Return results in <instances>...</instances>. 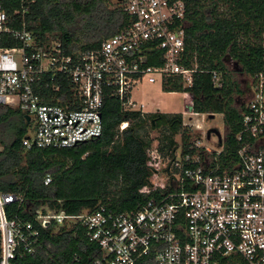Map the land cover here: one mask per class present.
I'll list each match as a JSON object with an SVG mask.
<instances>
[{"label": "built area", "instance_id": "obj_1", "mask_svg": "<svg viewBox=\"0 0 264 264\" xmlns=\"http://www.w3.org/2000/svg\"><path fill=\"white\" fill-rule=\"evenodd\" d=\"M1 1L0 105L28 117L25 149L69 148L99 137L107 95L117 97L127 110L145 113L143 104L131 97L139 83L176 77L184 87L192 84L196 67L182 64L184 0H120L127 26L97 49L74 55L65 54L56 39H36L24 23L17 27ZM261 46L262 68L248 80L241 102L235 163L223 168L210 163V156L216 161L223 150L221 134V142L215 136L217 150L202 146L201 136L192 139L188 152L179 136L166 151L151 143L146 149L150 175L137 190L146 198L140 210L100 208L67 215L41 208L35 213L37 226L8 219L5 206L21 199L0 193V264H12L20 251L33 254L41 248L40 229L77 224L99 247L92 264H137L147 257L152 264H264V33ZM152 55L161 65L148 64ZM212 78L214 86L221 85L218 73L212 72ZM185 93L189 120L198 113ZM208 131L203 133L207 140ZM49 183L47 175L44 184Z\"/></svg>", "mask_w": 264, "mask_h": 264}, {"label": "trees", "instance_id": "obj_2", "mask_svg": "<svg viewBox=\"0 0 264 264\" xmlns=\"http://www.w3.org/2000/svg\"><path fill=\"white\" fill-rule=\"evenodd\" d=\"M120 0H2V9L15 25L23 23L40 41L56 39L65 54L97 49L129 22ZM185 51L182 64L196 67L192 84L179 78L161 83L163 92H188L198 114H222L223 150L211 164L221 168L236 162L242 99L248 80L262 68L261 36L264 33V0H184ZM15 11H18L15 14ZM155 56V57H153ZM232 62L234 69H229ZM156 55L148 64L161 65ZM212 72L220 76L214 86ZM235 74L244 78L242 83ZM67 85V89H68ZM102 133L69 148L25 149L29 122L16 108L0 105V193L21 199L5 206L14 217L37 226L35 213L44 208L67 215L82 211L136 212L145 204L137 190L150 175L146 166L149 133L158 132V147L166 151L180 137L184 152L192 144V128L182 125L180 113L127 110L113 95L104 97ZM126 123L123 129L121 124ZM194 152V151H193ZM200 153V151H199ZM50 177L45 185L44 179ZM44 212V210H43ZM41 248L20 254L12 264H92L99 247L80 225L40 229ZM137 264H152V258Z\"/></svg>", "mask_w": 264, "mask_h": 264}, {"label": "rangeland", "instance_id": "obj_3", "mask_svg": "<svg viewBox=\"0 0 264 264\" xmlns=\"http://www.w3.org/2000/svg\"><path fill=\"white\" fill-rule=\"evenodd\" d=\"M229 69H234V65L232 62L228 64ZM236 78L244 85L245 81L243 77L235 74ZM161 84L160 82H156L154 84H149L147 82H141L135 86L132 90V100L137 104H143V110L146 111H154L156 109L160 111H177L179 113L184 114L187 107L185 106V98L187 97L186 93L182 94H161ZM245 96L240 99L237 98V103H241L244 101ZM189 117L185 114L182 117V122L187 121ZM191 123L187 124L192 128L193 138H200V144L208 149H218V141L216 139L215 133L211 132L210 139L207 140L204 135L210 129H216L221 135H224V123H223V115L215 113L213 117H209L206 114H198L196 116L191 117ZM200 126V130H197L195 127ZM204 133V134H203ZM28 135H32V131L28 133ZM151 142L153 145H158V141L156 140L158 132L151 131L149 133ZM177 140V137H176ZM208 161V159H206Z\"/></svg>", "mask_w": 264, "mask_h": 264}, {"label": "crops", "instance_id": "obj_4", "mask_svg": "<svg viewBox=\"0 0 264 264\" xmlns=\"http://www.w3.org/2000/svg\"><path fill=\"white\" fill-rule=\"evenodd\" d=\"M161 84V83H160ZM182 94V93H184V92H163V91H161V94ZM132 97V96H131ZM186 99H188V97H186L184 100H185V104H186ZM186 106V105H185ZM145 112H160V113H179V112H177V111H160V110H158V109H156V110H154V111H146V110H144ZM181 115H182V117L184 116V114H182V113H180ZM202 115V114H201ZM187 117H188V115H186ZM188 119V118H187ZM191 119H189V120H187L186 122L188 123V124H190L191 123V121H190Z\"/></svg>", "mask_w": 264, "mask_h": 264}, {"label": "water", "instance_id": "obj_5", "mask_svg": "<svg viewBox=\"0 0 264 264\" xmlns=\"http://www.w3.org/2000/svg\"><path fill=\"white\" fill-rule=\"evenodd\" d=\"M209 117H213V115H209ZM26 119H28V117H26ZM211 131H208L207 135L209 136V134L212 132V133H215L219 142H221V135L220 133L216 130V129H210Z\"/></svg>", "mask_w": 264, "mask_h": 264}]
</instances>
